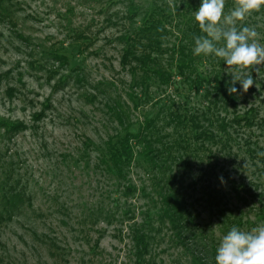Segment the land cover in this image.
<instances>
[{"label": "rangeland", "instance_id": "1", "mask_svg": "<svg viewBox=\"0 0 264 264\" xmlns=\"http://www.w3.org/2000/svg\"><path fill=\"white\" fill-rule=\"evenodd\" d=\"M8 1V11L0 9V264H136V228L154 231V264H195L193 254L200 260L217 250L233 226L264 225V155L256 152L264 149V122L235 127L230 140L220 135L206 116L217 111L212 86L179 74L180 59L168 49L192 47L181 31L199 0ZM149 8L167 10L169 20L152 64L142 30ZM236 26L254 29L264 46V5ZM233 70H253L264 87V64ZM257 102L246 109L257 108L256 122L264 121V89ZM138 128L145 148L132 145L148 164L132 162L118 179L107 163L110 145ZM213 134L220 140L208 143ZM163 188L186 202L192 225L174 229L152 218L166 214ZM16 197L18 210L5 201ZM187 230L197 237L185 253L178 236Z\"/></svg>", "mask_w": 264, "mask_h": 264}, {"label": "trees", "instance_id": "2", "mask_svg": "<svg viewBox=\"0 0 264 264\" xmlns=\"http://www.w3.org/2000/svg\"><path fill=\"white\" fill-rule=\"evenodd\" d=\"M199 2L202 4V0H199ZM9 1L8 0H0V9L2 11H8L9 9ZM194 5V3L192 4ZM236 7L235 5V0H225V9L224 13L225 15L230 14L232 10ZM199 10V8H198ZM197 10V11H198ZM167 10H164L162 8L155 9L153 10L149 8L147 10V15L145 16V20L143 22L144 26L142 28L143 32H145V36H148L151 41L150 48H149V54H145V59L148 60L150 64L156 63V58L160 57V51L164 47V40L167 38V29H168V19H167ZM184 29L181 31V34L184 37H187L189 40V43L192 44V47L195 48V40L194 36H199L203 35L201 30L199 29V24L195 20H191L190 18L187 20V23L184 24ZM138 35V34H137ZM140 35V34H139ZM136 36H134L135 38ZM160 39V41H159ZM139 43L137 44L136 42L132 45L133 50L128 49L127 53L128 54H133L136 52L138 49ZM192 47H187L182 44H179V46L174 45L173 47L169 48L170 51L173 53L175 56V59L178 58L180 59V62L177 65L176 69L179 74L182 76H190V75H195L199 79L200 84L203 85V83H210L212 86V92L211 94L214 96L213 100H210V102H216L214 105V108L217 110H213L211 113L207 112V117H208V122L211 123V125L217 124L219 134L222 135L223 133L225 136H227V139L230 140L231 138V131L235 130V127L243 129L244 127L247 128H254L258 127L259 129L263 128V120L261 119L259 122H256V117L258 113V109H246L249 105H255L258 103L261 104V102H257L260 99V96L262 94V91L264 89L263 84H260V82H257L255 78V72L252 70L253 67L251 68V75L254 80L253 86L248 90V95L245 94L243 91V88L241 87H236L238 89V94H232L230 95L228 92V87L230 82L232 81L233 77L232 74H230L227 71V64L224 62L223 59L215 57L213 55H195L194 54V48ZM178 48L179 50H177ZM194 54V55H193ZM62 57L65 59H68L71 61L73 58L71 54H64ZM207 65L210 66L211 68V73L209 74H204L203 70ZM235 68V66H234ZM237 70V68H235ZM188 71L190 73H188ZM234 71V70H233ZM157 79L161 80L160 78L162 77L161 73L157 74ZM256 84L259 85V87L256 86ZM195 87H199L198 85H194ZM244 93V95L240 94ZM244 97V99H242ZM250 101H255V102H250ZM220 102V103H219ZM220 104L221 106H218ZM245 107L243 113L240 111L242 108ZM231 109V110H230ZM225 111L226 116L221 117L220 112ZM214 117L213 119L211 117ZM153 118V117H152ZM150 118L148 122H151L153 119ZM141 128H138V130H129L127 133L123 134L120 136L116 142L110 145V152L108 154L109 160L107 163L111 164L110 165V170L112 173L118 176V179L124 174L125 172V167L132 162H140L144 161L146 162V155L144 153H141L139 156L140 158L136 159V151L134 149V146L132 143H135L136 145L139 144L143 145L145 148V143L143 142V136L140 131ZM246 129V128H244ZM195 140L200 143L199 146H202L203 139L199 138L200 136H196ZM209 140L208 143H217L220 138L217 135H212V137L207 138ZM222 139V138H221ZM118 147V148H117ZM256 150V148H254ZM197 150V147L195 148V151ZM149 152L151 150L149 149ZM257 153H264L263 148H258L256 150ZM143 154V155H142ZM262 155L258 156V159ZM256 158V160H258ZM259 161V160H258ZM263 161V159H262ZM148 164V162H146ZM154 164V162H151ZM113 164L115 167H113ZM208 173V177L213 180L217 175L214 173V175H210V171L208 167L203 171ZM234 188V187H232ZM231 189V188H230ZM236 190V189H235ZM234 190V191H235ZM236 192V191H235ZM239 192V191H237ZM236 192V193H237ZM6 196V193L4 194ZM6 205H10L12 208L15 210H18L21 208V201L18 199V197L5 200ZM161 204L162 208L164 211H166V214H161V215H152V218L160 219V221H164L165 219H169L171 222V225L175 229L174 224H178L180 221L184 225L190 224L192 225L193 218L187 211V205L184 200H179L174 196V194H171L169 191H164V188L161 192ZM162 212V213H163ZM262 214V213H261ZM261 214H258L260 218H263ZM157 215V216H156ZM150 216V215H149ZM11 218V216H10ZM191 218L192 220H190ZM192 221V222H191ZM151 225V224H150ZM192 229V228H191ZM190 229V230H191ZM185 233V237H182L181 235L178 236L179 242L185 245V248L183 251L185 253H188L189 246L186 245L187 240L189 237L194 238L196 240V232L192 233L191 231L187 230ZM187 237V238H186ZM193 239V240H194ZM132 246H133V256L136 258V264H154L156 263L154 258V250H153V245L156 244V237L154 236V231L149 232V233H144L142 231H139L137 228L132 231ZM196 249H200L201 247L198 242H196ZM202 251V250H198ZM195 252V251H194ZM196 253V252H195ZM197 255V254H196ZM201 256L203 255L204 258H199L203 263H200V260H198L194 256L195 264H216L215 257L217 255V250L216 249H206L204 250V254L201 253ZM191 256V257H193Z\"/></svg>", "mask_w": 264, "mask_h": 264}, {"label": "clouds", "instance_id": "3", "mask_svg": "<svg viewBox=\"0 0 264 264\" xmlns=\"http://www.w3.org/2000/svg\"><path fill=\"white\" fill-rule=\"evenodd\" d=\"M235 5L234 10L225 15V0H202L199 10L194 13L203 33L194 36V54H214L226 62L227 71L233 75L228 87L230 95L238 92L235 87L237 82L245 93L254 84L251 74L238 76L233 71L234 66L237 69H251L264 64V46L257 42L256 31L249 27L238 29L236 26L237 21H243L246 15L259 11L264 0H235ZM256 86L259 87L258 84ZM221 180L223 182V178ZM215 261L216 264H264V225L250 232L233 226L222 238Z\"/></svg>", "mask_w": 264, "mask_h": 264}]
</instances>
